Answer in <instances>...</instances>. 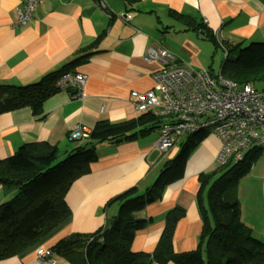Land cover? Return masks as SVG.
Here are the masks:
<instances>
[{
    "label": "crops",
    "instance_id": "obj_1",
    "mask_svg": "<svg viewBox=\"0 0 264 264\" xmlns=\"http://www.w3.org/2000/svg\"><path fill=\"white\" fill-rule=\"evenodd\" d=\"M21 6L22 0H0V85L36 84L71 63L104 34L93 55L72 66L74 72L88 78L83 101H71L59 91L44 103L38 116L30 108L0 115V161L21 146L36 142H48L68 152L83 144L84 140H69L70 133L80 126L91 132L99 120L117 123L137 118L140 113L133 93L152 90L153 75L163 67L159 61L145 59L150 47L164 48L177 57V62L219 75L207 68V55L215 44L205 31L224 52L225 45L239 50L251 43H264V0H139L131 5L127 0H44L31 21L17 25ZM171 12L193 19L197 26H188ZM159 130L134 141L98 144V160L67 192L70 217L0 264H48L39 260V249L52 251L72 234H92L103 228L119 211L118 203L109 202L129 189L138 188L139 194H145L171 160L176 146L188 137L162 154L154 148ZM220 148L219 140L209 133L192 153L184 178L137 213L138 219L149 224L137 232L133 252H154L166 214L176 207L184 209L185 216L175 229L174 252L197 249L203 226L197 205L199 177L213 170ZM259 181L257 198L240 203L241 218L257 238L264 240V176ZM9 199L0 187V204ZM55 258L57 264H72Z\"/></svg>",
    "mask_w": 264,
    "mask_h": 264
},
{
    "label": "trees",
    "instance_id": "obj_2",
    "mask_svg": "<svg viewBox=\"0 0 264 264\" xmlns=\"http://www.w3.org/2000/svg\"><path fill=\"white\" fill-rule=\"evenodd\" d=\"M137 1L127 0V4ZM171 13L188 26H197L193 19ZM103 34L88 49L81 50L71 63L47 74L36 84L0 85V115L22 108H30L36 116L40 115L44 103L60 91L57 82L61 76L74 72L73 64L90 58ZM204 35L218 47L212 35L207 31ZM224 47L227 54L220 74L241 86L264 90L257 88L258 82L264 83V43H251L239 50L229 45ZM164 123L165 118L152 112L117 123L99 120L90 137L71 151L61 152L48 142H36L21 146L12 156L1 160L0 187L10 199L0 204V261L16 256L70 217L67 192L98 160V144L134 141ZM208 134H188L178 155L162 168L145 194L132 188L112 199L109 205L119 204L115 218L92 234L75 233L59 241L52 249L53 256L72 264H166L169 261L175 264H264V241L243 222L239 201L228 199L235 186L251 173L263 153L261 148L251 150L243 161L230 162L200 175L197 205L203 226L196 250L174 252L175 229L185 216V210L176 207L166 214L164 230L154 252L132 251L137 232L149 224L138 219L137 213L160 200L167 187L184 178L192 153Z\"/></svg>",
    "mask_w": 264,
    "mask_h": 264
},
{
    "label": "built area",
    "instance_id": "obj_3",
    "mask_svg": "<svg viewBox=\"0 0 264 264\" xmlns=\"http://www.w3.org/2000/svg\"><path fill=\"white\" fill-rule=\"evenodd\" d=\"M43 1L22 0L17 25L31 21ZM145 59L159 61L163 66L153 75L152 90L133 93L140 114L152 112L165 118L154 143L157 151L167 153L184 136L208 131L221 145L215 159L217 167L243 161L254 148L264 151V90L241 86L221 74L213 75L209 69L177 62L176 56L161 47L148 48ZM87 79L84 74L67 72L57 87L71 101H83ZM90 133L80 126L70 133L69 140H87ZM37 256L48 264H57L50 250L39 249Z\"/></svg>",
    "mask_w": 264,
    "mask_h": 264
},
{
    "label": "rangeland",
    "instance_id": "obj_4",
    "mask_svg": "<svg viewBox=\"0 0 264 264\" xmlns=\"http://www.w3.org/2000/svg\"><path fill=\"white\" fill-rule=\"evenodd\" d=\"M211 54H208V61L207 68L213 69L217 74L221 71L222 62L224 61L226 57V51L222 49V47H212L210 50ZM206 60L204 56V61ZM260 84H257L259 89H264V83L258 82ZM210 133V131H208ZM184 142V141H183ZM181 146L177 145L176 149L171 153V160H174L175 157L178 155V152L180 151ZM217 166L214 165V168L212 171L216 170ZM219 172V169L218 171ZM264 176V151L261 155V157L258 159V161L255 163L251 173L242 179L233 189L231 193L228 195V199L232 200V198H236L239 203L241 201L244 203L247 200H250L251 202L254 201V199L257 198V191L259 190L260 181L259 179ZM262 206L264 204H261ZM260 205V207H261ZM264 241V240H263Z\"/></svg>",
    "mask_w": 264,
    "mask_h": 264
},
{
    "label": "water",
    "instance_id": "obj_5",
    "mask_svg": "<svg viewBox=\"0 0 264 264\" xmlns=\"http://www.w3.org/2000/svg\"><path fill=\"white\" fill-rule=\"evenodd\" d=\"M116 224V222L114 223V225Z\"/></svg>",
    "mask_w": 264,
    "mask_h": 264
}]
</instances>
